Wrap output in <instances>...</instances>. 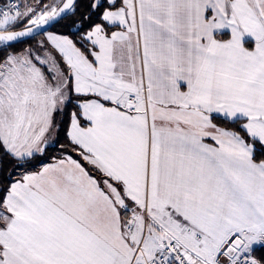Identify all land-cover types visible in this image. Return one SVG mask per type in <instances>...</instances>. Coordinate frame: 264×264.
I'll use <instances>...</instances> for the list:
<instances>
[{
	"label": "snow or ice",
	"instance_id": "1",
	"mask_svg": "<svg viewBox=\"0 0 264 264\" xmlns=\"http://www.w3.org/2000/svg\"><path fill=\"white\" fill-rule=\"evenodd\" d=\"M0 264H264V0H0Z\"/></svg>",
	"mask_w": 264,
	"mask_h": 264
},
{
	"label": "trees",
	"instance_id": "2",
	"mask_svg": "<svg viewBox=\"0 0 264 264\" xmlns=\"http://www.w3.org/2000/svg\"><path fill=\"white\" fill-rule=\"evenodd\" d=\"M17 47H18V48L27 47V44H19V45H17ZM60 141H61V143L64 142L63 134H61Z\"/></svg>",
	"mask_w": 264,
	"mask_h": 264
}]
</instances>
